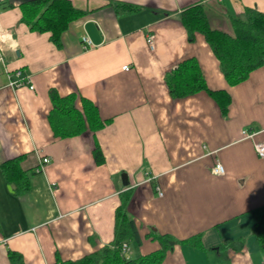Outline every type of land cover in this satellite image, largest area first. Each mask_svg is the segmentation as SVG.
<instances>
[{"label":"crops","instance_id":"crops-1","mask_svg":"<svg viewBox=\"0 0 264 264\" xmlns=\"http://www.w3.org/2000/svg\"><path fill=\"white\" fill-rule=\"evenodd\" d=\"M33 1L0 0V264H11L8 251L22 264H56L109 244L124 193L141 238L136 249L128 244L129 258L158 250L147 237L156 232L198 236L196 245H174L162 264H261L252 230L264 211V159L254 150L264 141V64L228 85L204 36L189 41L179 15L202 5L212 29L233 35L231 20L247 8L264 13V0H68L84 13L60 47L22 22ZM191 58L209 90L229 94L226 114L205 91L169 95L165 75ZM50 90L89 100L108 122L56 137ZM19 157L29 188L16 193L1 165ZM42 157L49 162L37 171ZM216 161L222 175L212 173Z\"/></svg>","mask_w":264,"mask_h":264},{"label":"trees","instance_id":"trees-1","mask_svg":"<svg viewBox=\"0 0 264 264\" xmlns=\"http://www.w3.org/2000/svg\"><path fill=\"white\" fill-rule=\"evenodd\" d=\"M21 20L30 31L49 33L50 41L61 45V35L69 23L83 15V11L74 8L68 0H35L22 6ZM179 20L192 41L195 33L204 36L206 43L219 62V68L230 86L247 79L249 74L264 64V13L254 9H245V19L233 18V35L212 29L202 5L196 4L185 8ZM165 83L172 98H182L199 91H205L216 102L222 114H226L230 96L225 90L211 91L207 88L197 62L191 59L181 61L165 75ZM52 108L48 116L53 134L56 137H72L86 130L95 132L108 121H102L98 110L89 100L71 93L59 96L50 90ZM80 101L81 108L76 105ZM94 160L102 163L103 156L98 145L93 150ZM21 158L9 160L1 165L7 183L14 185L16 193L29 188L28 179L18 164ZM128 193L121 195L120 205L115 210L113 239L109 244L74 261H61L56 257V264H162L165 255L174 245L188 243L196 245V237L189 240H177L170 235L150 232L147 237L157 241L159 249L147 255L129 258L121 252L123 243L140 245L135 222L127 215ZM260 250L264 253V211L257 213V222L253 227ZM242 241H237L240 243ZM233 244L221 246L232 247ZM217 249V248H214ZM11 264H22L19 254L8 251Z\"/></svg>","mask_w":264,"mask_h":264},{"label":"built area","instance_id":"built-area-1","mask_svg":"<svg viewBox=\"0 0 264 264\" xmlns=\"http://www.w3.org/2000/svg\"><path fill=\"white\" fill-rule=\"evenodd\" d=\"M82 40L84 42L85 48H88V47L91 46L90 41L86 37H83ZM148 42H149L150 45H152L151 41H148ZM0 63L4 64V59H3V55H2L1 50H0ZM124 69H127V67L125 66ZM17 75H19V72L17 73ZM8 85L11 86V87H19L20 85H22V82L9 81ZM30 88L32 89L33 87L30 86ZM244 133H245V131H244ZM245 135H247V137H251L252 136L250 134H245ZM254 150H255V153H256L258 158L264 159V141L256 143L254 145ZM48 162H49V158L48 157H42L41 160L38 163L37 171L42 170L43 166L46 165ZM212 173L215 174V175H222L224 173V168H223L222 164L219 161H216L214 163V165L212 167ZM156 190H157L158 195L162 196V193L160 192V190L158 188ZM127 251H128V246H127L126 243H123L122 247H121V252L122 253H126ZM261 264H264V257L261 260Z\"/></svg>","mask_w":264,"mask_h":264},{"label":"rangeland","instance_id":"rangeland-1","mask_svg":"<svg viewBox=\"0 0 264 264\" xmlns=\"http://www.w3.org/2000/svg\"><path fill=\"white\" fill-rule=\"evenodd\" d=\"M130 247H131V249H136V246H135L134 244H131V246H130ZM126 256H127V257H130V254H128V253H127V255H126Z\"/></svg>","mask_w":264,"mask_h":264},{"label":"water","instance_id":"water-1","mask_svg":"<svg viewBox=\"0 0 264 264\" xmlns=\"http://www.w3.org/2000/svg\"><path fill=\"white\" fill-rule=\"evenodd\" d=\"M123 178L125 177V176H122ZM127 182H124V184H126ZM8 189H9V187H8Z\"/></svg>","mask_w":264,"mask_h":264}]
</instances>
